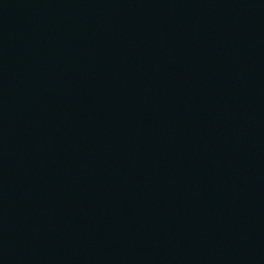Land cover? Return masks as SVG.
Segmentation results:
<instances>
[{"label":"water","instance_id":"obj_1","mask_svg":"<svg viewBox=\"0 0 264 264\" xmlns=\"http://www.w3.org/2000/svg\"><path fill=\"white\" fill-rule=\"evenodd\" d=\"M0 264H264V0H0Z\"/></svg>","mask_w":264,"mask_h":264}]
</instances>
